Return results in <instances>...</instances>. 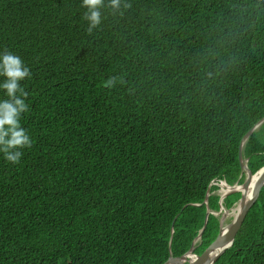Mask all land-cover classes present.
I'll use <instances>...</instances> for the list:
<instances>
[{
  "label": "trees",
  "instance_id": "trees-1",
  "mask_svg": "<svg viewBox=\"0 0 264 264\" xmlns=\"http://www.w3.org/2000/svg\"><path fill=\"white\" fill-rule=\"evenodd\" d=\"M87 12L0 0L34 141L19 164L0 154V264H165L210 210L181 263L199 264L221 228L215 183L243 184L240 145L264 119V0H104L91 31ZM243 154L264 167V123ZM215 264H264V187Z\"/></svg>",
  "mask_w": 264,
  "mask_h": 264
},
{
  "label": "clouds",
  "instance_id": "clouds-1",
  "mask_svg": "<svg viewBox=\"0 0 264 264\" xmlns=\"http://www.w3.org/2000/svg\"><path fill=\"white\" fill-rule=\"evenodd\" d=\"M122 0H111V5L119 9ZM88 9L86 19L89 30L101 23L100 9L104 0H83ZM127 6V5H126ZM31 76L23 59L10 51L0 52V154L12 164H19L25 149L34 143L29 130L24 127V117L29 112L28 92L22 81Z\"/></svg>",
  "mask_w": 264,
  "mask_h": 264
},
{
  "label": "water",
  "instance_id": "water-1",
  "mask_svg": "<svg viewBox=\"0 0 264 264\" xmlns=\"http://www.w3.org/2000/svg\"><path fill=\"white\" fill-rule=\"evenodd\" d=\"M263 123H264V119L245 135L240 145L239 161H240L243 174H246V178L243 184L241 185L243 190L235 189V187L238 186L236 185V186H230L232 190L225 195L220 194L221 192L220 189L217 191L219 192L218 194L221 196V200H220L221 209L219 213L217 214V216L221 215L224 210H227L224 206L225 198L230 194L238 193V192L242 194L240 201L236 204V205L238 204L240 205V212L238 216L232 221V223L228 224L226 227H223V222H222L226 217V213L224 214L223 220L222 221L220 220L221 228L219 231V235L216 241L214 242V244L212 245V247L210 248V250L205 255L200 257L201 262L199 264H215L218 258L233 244L236 234L241 228L247 216V213L251 207V204L253 203L258 192L264 187V167H262L256 174H253L248 167V164H247L248 160L244 159V154H243V149H244L246 142L248 141L250 136L253 134V132H255ZM224 183L227 184L226 182ZM211 186L209 187L208 194L205 198V202H204L205 204H208L210 196L214 194L211 192ZM218 186H221V185L218 184ZM247 192H251V194L247 196L246 195ZM230 211L231 210H227V212H230ZM210 213L211 211L208 210L205 226L201 230L199 237L192 244L191 249L182 257H179V258L171 257L168 260V262L165 264H181L187 258L195 257L194 255L195 246L199 241H201L202 235L207 227L208 217Z\"/></svg>",
  "mask_w": 264,
  "mask_h": 264
},
{
  "label": "bare ground",
  "instance_id": "bare-ground-1",
  "mask_svg": "<svg viewBox=\"0 0 264 264\" xmlns=\"http://www.w3.org/2000/svg\"><path fill=\"white\" fill-rule=\"evenodd\" d=\"M224 182L225 181H222L220 183L221 184V186H220V189H221V192L220 193H221V195H225V194H227L228 192H230L232 190L231 187L229 185L225 184ZM235 189H237V190H243V188H242L241 185L236 186ZM250 194H251V192H247L246 193L247 196L250 195ZM239 212H240V205L238 204V205H236V207H234V209H232V212H227V210H224L222 212V214H221L222 215V219H223L224 214L226 213L225 219L227 217H232L233 218L232 220H234L238 216Z\"/></svg>",
  "mask_w": 264,
  "mask_h": 264
},
{
  "label": "rangeland",
  "instance_id": "rangeland-1",
  "mask_svg": "<svg viewBox=\"0 0 264 264\" xmlns=\"http://www.w3.org/2000/svg\"><path fill=\"white\" fill-rule=\"evenodd\" d=\"M246 178V177H245ZM245 178H244V180H245ZM216 184V183H215ZM215 184L213 185V186H215ZM219 185H221L220 183H218ZM217 185V184H216ZM236 185H241L239 182H237V184ZM235 185V186H236ZM220 187V186H219ZM220 191H221V189H220ZM215 193H219V192H215ZM221 194V193H220ZM234 207H236V206H234ZM234 207H233V209H234ZM230 212H232V210L230 211ZM219 217V219L222 221L223 219H222V215H219L218 216ZM233 218L232 217H227L225 220H223L222 222H223V226L224 227H226L228 224H230V223H232V220Z\"/></svg>",
  "mask_w": 264,
  "mask_h": 264
},
{
  "label": "built area",
  "instance_id": "built-area-1",
  "mask_svg": "<svg viewBox=\"0 0 264 264\" xmlns=\"http://www.w3.org/2000/svg\"><path fill=\"white\" fill-rule=\"evenodd\" d=\"M217 184V183H216Z\"/></svg>",
  "mask_w": 264,
  "mask_h": 264
}]
</instances>
